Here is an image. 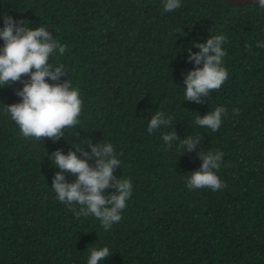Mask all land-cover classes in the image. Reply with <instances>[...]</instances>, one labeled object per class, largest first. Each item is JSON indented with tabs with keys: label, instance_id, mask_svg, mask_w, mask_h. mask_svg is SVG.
Returning a JSON list of instances; mask_svg holds the SVG:
<instances>
[{
	"label": "trees",
	"instance_id": "obj_1",
	"mask_svg": "<svg viewBox=\"0 0 264 264\" xmlns=\"http://www.w3.org/2000/svg\"><path fill=\"white\" fill-rule=\"evenodd\" d=\"M0 264H264V3L0 0Z\"/></svg>",
	"mask_w": 264,
	"mask_h": 264
},
{
	"label": "water",
	"instance_id": "obj_2",
	"mask_svg": "<svg viewBox=\"0 0 264 264\" xmlns=\"http://www.w3.org/2000/svg\"><path fill=\"white\" fill-rule=\"evenodd\" d=\"M227 3L238 5L246 3H264V0H224Z\"/></svg>",
	"mask_w": 264,
	"mask_h": 264
}]
</instances>
